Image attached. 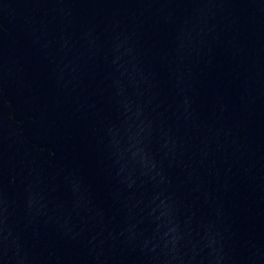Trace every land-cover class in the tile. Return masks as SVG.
Wrapping results in <instances>:
<instances>
[{
    "label": "water",
    "instance_id": "water-1",
    "mask_svg": "<svg viewBox=\"0 0 264 264\" xmlns=\"http://www.w3.org/2000/svg\"><path fill=\"white\" fill-rule=\"evenodd\" d=\"M0 240L264 264V0H0Z\"/></svg>",
    "mask_w": 264,
    "mask_h": 264
}]
</instances>
